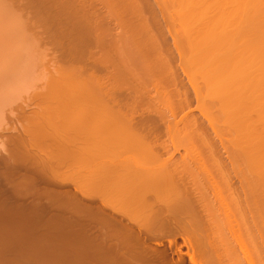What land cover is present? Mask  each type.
Wrapping results in <instances>:
<instances>
[{
	"label": "bare ground",
	"instance_id": "1",
	"mask_svg": "<svg viewBox=\"0 0 264 264\" xmlns=\"http://www.w3.org/2000/svg\"><path fill=\"white\" fill-rule=\"evenodd\" d=\"M98 1L101 2L103 5H105V7L109 9V11L112 8H115L113 5H116L115 0H97V2ZM162 1L164 0H161V2L160 1L159 2L160 4H162V7L164 8L165 3L163 4ZM0 2L3 3V6L2 4H0V118H1V115L3 114L2 109L3 107H5L4 105L7 104L9 106L11 103L13 104V102H15L14 100L16 96L19 95L20 93L19 91H22L20 89L21 87H19L20 90L17 89V87L20 86V84L23 81H25L28 78V76H31V73L33 74L32 70L34 69V67H35L34 73H36L37 65H34V62H33V67H31L32 60L30 62V59L27 58L28 53L25 54V51L27 49L22 48V45H25L26 43L24 44V42L20 39L22 38L20 35L24 32L25 29L23 26H22L23 28L20 26L21 24H24V23L21 22L20 24V21L22 20L20 19L19 21L18 19L20 26L17 25L18 23H15V18H14L17 16L16 15L12 16V14L14 15V11H12L13 8L10 11V5L9 6L6 5V3L3 2V0L2 1L0 0ZM69 2H72V1L69 0ZM84 2H83V5H84ZM90 2L91 4L94 3L92 2V0ZM165 2H167V0H165ZM117 3H118V0H117ZM172 3H174V7L173 6L172 7L175 9L174 11L176 12L178 19L179 20L184 19L186 21V23L183 22L184 29L182 33L183 35L182 39L184 40V35L186 37V39L183 41L185 43L184 45L183 43L179 45L183 46L182 51L187 50V47L185 46V44L188 45L189 47L188 49L189 54L188 52H184L185 53L184 55H186L187 53L188 57L187 59L183 57L186 59V60L184 59L186 62H185V65H183V67L186 66V67L192 68L191 73H193V75L192 74H191L192 76L190 75L192 77L191 87L193 91L195 92V99L198 104V109L199 108L204 109L205 107L208 108L207 106L208 104L207 105L205 104V100L208 99L206 103L210 101L211 103H213L214 106L217 105V108H219L220 114L223 117L222 119H224L223 122L226 123V125H228L229 126L228 128L230 129L231 128L233 129L232 125L234 126L235 120L239 116H242L244 119V124H243L244 127L241 130L245 129L246 133L243 134V136H238L239 133L242 134L241 133L242 131L238 130L239 129L238 127L236 130L240 132L238 133L235 130L236 138H234V140L230 142L229 146L227 144V149L224 147V145L221 146L223 149L225 148V150L230 151V153L229 152L227 153L230 159L228 158V156L227 158L230 160L229 162L231 163V166L233 167L232 170H233L234 175L230 173L231 170L228 168L229 167V164H227L228 162L224 163V164H227V166L222 163L221 157L223 156L221 157L219 156L221 159L220 160L218 158H215L213 154L212 156L214 158L210 159V161L208 160L209 162L207 161V159L205 160V158H203L204 160L203 161L201 160L202 161L201 162L199 161V159L198 161L197 159H193V157L191 160L190 159L187 160L186 158H184V160L181 159L179 161H176V160L173 161L171 159L172 157H169L170 159L169 158L162 159L161 157L158 156L161 153V150H160V153L157 155L156 153L157 151H155L157 147L156 149H154L150 144H147L143 142L142 139L137 138L138 136L140 137V135H137L138 133L136 134V137L134 139L135 141H133L135 143L136 141L139 140L138 141L139 144L137 143L138 148H136L137 144H135L136 147L135 145L133 146V144H131L132 146H130L129 142H128L129 144L124 143L126 140L123 142L124 139L122 140L121 138L123 137L124 132L129 129L128 127L126 128V130H124L125 128L122 130V126H121V129H117L116 126L115 127L112 126V128L114 127V129H111L110 124L108 125L106 124L107 126H105L104 124L103 125L104 127H102L101 126L102 124L99 123L102 129L107 130L108 129L107 127H109V130L103 133L101 137L102 138L101 140L104 141L103 142L104 146H102L101 144H97L98 141L93 139L92 145L91 144L86 145L87 144L86 143L84 147L82 148H81V145H78L80 146L81 149L76 148L77 146L75 147V149L74 148L71 149L70 146L68 147L66 145V142L64 144V139H61L60 136L58 137V140L53 139L54 136L51 135V132L54 129L50 130L49 132L50 135L46 134L48 130L46 131V129H44L46 127L42 126L44 125L41 123L42 119L39 120L40 121L39 124L36 122V124H38L39 126V127L36 126L37 130L35 129L36 124L33 127V129L37 133L34 130H31L29 128H24L19 125L21 122L24 123L25 121H29V119L32 120L31 119L32 117L35 119V116L37 117L39 115L37 114L36 112L37 110H35V108L33 109L34 110L33 112L29 113L31 110L30 109L31 106L33 105L35 106L36 104L38 105L39 102L42 103L43 102L42 100H44V98L46 99L50 98V100L51 99L57 100L58 99L57 97L59 96V94L60 95L62 94L63 96V94L66 92L64 90V86L68 85L69 87V85L73 83H79L80 90H78V92L80 94H78L77 91L71 92L70 99L73 101L72 102L73 104L72 103L71 104L74 105V102L75 103L81 102L83 103L82 106H84L83 109L93 108V110H95L94 111L95 113H97L98 115H103V117L100 116L102 119V122L103 120L107 121V117H109L110 114H111L110 116L111 119L115 117L116 115L117 116L119 115V117L121 116V119H119L121 120V122L128 119V116L130 114L123 115V112L122 114H119L120 111L117 110V108L119 109L122 104L124 105V101L129 102V100H131L132 102H129V103H131L132 105H130L131 107L130 106L129 107L132 109H133L134 103H136V107L138 106L140 107L142 105L143 109H146L145 107L149 108V107H156V106L157 108H159L158 103H160L161 106L163 104V106H166V107H170V108L173 107L170 101L171 96L173 94L169 93L170 94L169 95L165 88V86L170 81L173 82L174 84L175 82L176 84H178V82L176 81V79L178 80L177 78L178 76L176 75L177 77H175L176 73L172 74L173 69L171 68L173 67L170 68L171 73L167 74L168 77L164 75L165 78L162 76H161L162 78H160V76L158 75L159 76L158 77L159 79H158V78H155L156 77L155 75H157V73L152 74L153 72L151 69L153 67H156L158 64L160 66L161 63L157 62L158 64L157 63L153 64L152 62L151 63L148 62V64L141 63L140 65H135L133 64V62L129 63L128 61V62H125L123 65V67H125L124 69L125 70L127 69L128 71H130V74L134 75V77L135 76L139 77L141 75V74L139 75L140 72L138 73L139 70L137 71V69L139 68L143 69V72H142L143 75L144 74L148 75V77L155 76L154 77L155 79L152 78L154 79V81L151 80L150 78L145 79V80L148 81V83L153 82L152 84L154 85V89L156 88L157 91H158V87L160 88L164 86V89L162 88L159 89L160 93L158 92L159 94H157L156 102L153 97L149 98L148 94L150 93L148 92V89L146 90V87H143L144 88L143 89V88H139V87L137 88L136 86H134L136 87V89H134L135 93H133L132 96L131 95L128 97L125 96L126 98L119 94V92L122 91L119 85L121 84L125 86L127 82L129 83V80L127 76L124 74V72H121V70L119 71L118 67L120 68L121 65L119 64L120 66H118V63L116 65L117 66L116 69H118V71L116 72V74H114V76H113V73L106 74V76L104 75L103 77L102 76L98 77L96 75V71H99L100 69L106 70V68L109 69V67L115 66V64L113 65L111 64V62L109 63V61L112 59L114 60L116 58L115 55H117L118 57L120 52L130 50L129 55L130 57L132 56L131 59L133 60L134 59L133 48L129 47V45L124 46V47L122 46V48L116 47V45L114 46L115 41L117 39L114 40L112 37L114 34L111 35V33H108L109 32L108 30L104 29L106 27L104 26V22H106L107 20L105 19L106 17L103 16L99 18L100 19L99 20L98 17L95 18V14H93L94 12L91 14L90 12L86 11L88 13L85 14V12L82 9H80L81 11L80 12L79 8L82 7L81 5H80L81 7L79 6L78 8L77 14L81 13L80 15L82 19L86 18L88 26L87 28H85L84 26L83 34H81L82 32L81 30L80 31L78 30L77 33L80 32V34H78V37L82 35L81 37L84 38L86 36L87 37L86 39L89 40L90 38L89 34H90L91 39L87 41V43L89 42V45L91 47L92 46L95 47L98 50V52H100L99 54L100 56L97 55L98 52H90L91 53L90 59L93 61V64L89 67L87 66L88 69H85L86 67H82L83 69L82 68L73 69L72 67V70L67 69L64 72L63 70L64 68L62 67L63 72H60V74H61V77L63 78H61L60 74L57 73L58 76L60 77V81H58L59 79L56 80V78L53 79L54 78L53 75H50V76L48 75L49 77L53 76V78H51L50 80L48 79L49 77L46 78L47 76H45V80L46 79L49 80V81L47 80L48 83L46 85L50 87V89H48L47 92L39 91L41 88L40 89L38 88L39 92H36L38 84L37 85L34 84L36 85V91H35L36 93H31L32 92L31 91L30 92L31 95H30L28 90H26L28 92H26L25 90L22 91V92H26L27 94H29V97L27 96L28 98H26L25 100L23 99L24 101L23 109H21V111L18 114L17 113L14 114L11 112L13 117L12 116L10 117H12L13 119L12 120L10 118L7 119V122L10 119L11 122L18 124L20 127H22L20 128L18 126L21 130L17 129L18 130L17 131L15 128L16 126L15 124H14L15 125L14 128L16 132L14 133H8V130L10 129L9 127L10 125L7 126L9 127V129H7L6 127H5L6 129H4L3 127L0 128V132H3L2 134H4V135L0 134V138L2 139L4 138L3 139L4 145L9 146V148L7 147L9 150H6V152L4 151L5 154L8 152L7 153L8 155L6 154L8 157L5 159L7 160V165L9 168H10V165H11V168L13 167L14 169L16 168L15 164L14 166L12 164V161L14 159H16L17 163L19 162V160H22L25 163L29 164V165L26 164V166L29 168H27L25 164L22 165V166H25V168L22 167L24 168V171L28 170L27 173H29V169H31L30 170L31 174L33 171L34 175H36L35 174L36 172L37 174L41 173L42 176L48 175L50 174L49 172L51 170V169L49 170L48 166L49 165L52 166V165L51 163L50 164L46 163L44 156L46 154V157L48 159L52 158L51 156H49V153H47L48 152L47 150L50 148L49 152L51 151V153H53L54 151L52 155H53V158H56V160H58V163L60 162L63 163V161H65L66 158H69L68 160H70V158H73L75 159V161H77V158L78 159L80 158L84 160L85 164H86V160L88 162L90 161V163L93 165V168L97 171V173H99L98 177L94 176V174L92 175L93 177H90V178L96 177V179L91 180L90 183H88V186L86 184H85L86 185L85 187L78 186L79 188H77V186H75L77 188L76 191L80 189V195L82 196L81 202H83L84 200L83 198H86L85 202L88 201L89 205H87L86 203L83 204L84 202L81 203L79 202V200H77L78 201L77 202L76 201L77 195L73 196L74 192L70 195L68 194V191H67L66 193L64 192V195H63L64 209L66 211L68 210L71 211L70 212L71 216L69 217L66 216V218L64 217V231L66 232L65 237L66 239L68 238V240L72 239V241H76L77 243H79L78 246L77 244L75 245L77 246V248H79L78 250L80 251V253L83 254L82 255L83 263L80 261V264L81 263L82 264H257V263L264 264V0H172ZM4 5H6L9 9ZM111 11H114V9H112ZM113 16L115 15L113 14ZM27 17L29 18V16ZM117 17L118 15L116 14V17L114 18H117ZM168 17L170 16L168 15ZM163 18L166 20V24H168V28H167L168 31L170 30V28L172 30L169 20H168L169 23L167 22V16L166 18L165 17ZM80 19L78 18V20ZM118 19L120 18H117V21ZM83 20L81 21L85 22ZM78 22L80 23V21ZM95 23L97 25H95ZM83 25L85 24L82 23V27ZM133 26L128 28V30L133 29L134 28ZM136 27L138 28V26ZM141 27L142 26H140V29ZM137 28H134V29H137ZM21 29L23 30V32H21L22 31ZM140 29H137V32H138V33L136 32L137 36L138 35L139 37L141 36L143 38V42L146 39L145 43L148 42V44L151 46L150 47L151 50L158 51L161 47L160 48H158L159 46L157 47L158 40L155 42L156 46L154 45L153 38L154 36H158L159 34L149 36L148 34L150 32L144 31L143 27L141 30ZM175 29H177L176 26H175ZM171 30L169 31V33L173 34V35L172 34L170 35L173 38L174 44H177V42L181 38L179 36L178 38L180 39L177 40L175 32L173 33V31L171 32ZM60 32H63V34H65L64 32L66 31L65 30L62 31L61 29ZM123 34L125 37V34L127 35L131 33L129 32V33H123ZM246 34H250L248 36L250 37L251 41L246 38ZM24 35H23V39L26 38V36ZM177 35L179 34L177 33ZM29 36L31 37L32 35H29ZM161 37L164 38L163 35H160L158 38L160 39ZM83 38L81 39L83 40ZM118 39H120V37ZM85 40H84V43H85ZM123 41H125V39H123ZM132 42L133 41H131V43ZM138 42L139 41L137 40V43L135 42L134 45L135 44L137 45ZM161 42H159V44H161ZM34 43L35 42H33V44ZM128 43H129V40H128ZM85 46H87V44ZM184 46H185V49H184ZM89 48H87V50ZM30 49L32 50V48ZM139 49L141 51V48ZM146 49L148 50V48ZM89 50H91V48ZM48 51L49 49L47 50V53H49ZM182 51H179V54H181L180 52ZM114 52L115 54H113ZM177 52L176 54H178ZM33 53H31V56H30L31 59L35 58V57L32 58ZM125 53L124 54L122 53V54L125 55ZM122 54L119 55V57H122L123 56ZM112 56L113 57L115 56V58H113ZM126 56H127V53H126ZM55 57L57 58V56ZM36 58H37V55H36ZM128 59L126 57L125 60L127 61ZM35 61H38V60H35ZM28 63L30 65H27ZM55 66L56 65H54V67ZM168 66H169L168 64L162 63L161 67L162 69L164 67L166 70V67ZM30 68L32 72L30 71ZM53 68H51L52 72H56V70L53 71ZM157 68L159 67L157 66ZM102 70H100L99 72H101ZM185 70L186 69H184L182 72L184 73ZM58 71H60V69H58ZM29 72L31 73L28 75ZM64 73H65V77H64ZM194 74L197 75V79L198 77H200L199 79L203 80L202 82H204V85H205L204 92H206V95L200 94L203 92V90H200L199 92L198 85L195 84L196 85L195 88L198 86L197 87L198 89L193 88L192 85L194 84L193 82ZM143 75L141 76L144 77ZM184 75L187 76L189 74H187L186 72V74L184 73ZM169 77L172 79H169ZM112 79L114 82H111ZM137 80L141 81V83H144L143 81H145L144 78L142 80L141 78ZM115 81L117 82V86L120 88H118L115 85ZM58 83L60 84L63 83L64 86L61 85L60 89L55 90L54 86H56V84ZM189 83H190V80H189ZM26 85H27V80H26ZM26 85H24L25 88H26ZM127 86H125V88ZM15 89L16 91L18 90V92H16ZM184 96H187L186 91H185ZM158 97H159V100H158ZM122 98H124L125 100ZM152 98L154 99V102H152L151 100ZM185 98H188V97H185ZM185 98L183 99V101L185 100V102L181 101L180 104H182V102L184 104L187 103L188 107L189 105H192L188 103L192 100H188L189 98L188 99H185ZM51 102L53 103V101ZM60 102L58 103V105L60 104ZM180 104L178 107H181ZM61 105L62 104H60L59 106H56L53 113H55L57 107L59 108ZM63 106H64V101H63ZM184 106L182 104L181 108L185 109L186 106L185 107ZM210 106L211 104L209 105V107ZM49 107H52V106H49ZM38 108H41V106H38ZM13 109H16V108H13ZM27 109L28 110L30 109V110L27 111ZM41 109L38 111V113L41 111ZM80 110L82 111V109ZM83 111L84 112H82L81 114L86 115L87 113L85 111H87V109H84ZM113 111L116 112L115 116H113L114 115ZM202 111L207 113V115L205 113L203 114H204V117L208 118L209 112H207V110H202ZM249 111L250 113H253L255 117V118L252 117L251 121L246 119L248 118L250 114ZM51 112L52 111H50L49 113ZM91 113H88L87 115H90ZM124 114H125V110H124ZM172 115L174 116V114ZM71 116H73L72 113H71ZM92 116L93 115L91 114L90 118ZM59 117H61V115ZM122 117L125 119L123 120ZM44 118H45V115H44ZM87 118L89 117L87 116L85 118H80V119H84L83 121H86ZM46 119H48V117ZM115 119L116 118H114L113 120ZM181 119L182 118H179V120ZM48 120H50V116ZM48 120L46 121V123L48 122ZM119 120H117V122H119ZM182 120L180 122H182ZM215 120L216 118H214L213 122ZM1 121L5 123L3 119ZM112 121L110 122L113 123L114 121L113 122ZM194 121H195V118H194ZM215 122H214V126H215ZM51 123L54 124L55 122L53 123L52 121ZM59 123H61V121ZM84 123L85 122H83V124ZM27 124H23V126L24 125L27 126ZM50 124L48 122V124L47 125L45 124V125L50 128L51 126ZM77 124L78 123H76V125ZM117 124L115 122V125ZM125 124L124 126H128V124L127 125ZM3 125L6 126V124H2L1 126ZM196 126H198L197 128H199V125H196ZM249 126H251L252 128L250 130V133H248L249 131H247L249 129L248 128ZM119 127H120V124L118 125V128ZM53 128H56V127H54L53 125ZM79 129L78 130L76 129V132H79ZM94 129H93V132H95ZM132 129H133V126L128 131L129 132L132 131L134 133L135 129L134 130ZM215 129H213V131ZM6 131H7V134H6ZM84 131H87V130H84ZM102 132L103 130L101 131V133ZM188 132L190 131L188 130ZM34 133H36V135ZM67 133L69 134V130L67 131ZM82 133L83 131L81 132V134ZM37 134L40 136L37 137ZM56 135L58 134L56 133ZM133 135L135 136V134ZM30 137L31 138L35 137V138L33 140H30L31 139ZM89 137H90V134L87 138ZM129 139L132 141L131 138ZM94 140L97 141L96 144H94L95 142ZM238 141L240 143H238ZM1 145H0V148H1ZM105 145H107L108 148L104 149L103 147H105ZM87 146H90V147H87ZM161 146L162 145H160V147ZM2 147L4 146L2 145ZM139 147L141 149L143 148L144 151L141 152ZM4 148L6 149V147ZM4 148L0 149V151L4 150ZM164 148H165V145H164ZM34 152L36 153L34 154ZM144 152L145 154H143ZM212 152H215V150ZM6 155L4 156L6 157ZM235 155H241L240 157H242L243 155V158H241L243 160H240L239 157L237 158ZM6 160H5V164H6ZM9 162L11 163L9 164ZM69 162L70 161H68V163ZM84 162L82 165H84ZM205 163L207 164V166ZM43 164L44 165L46 164L48 166H43ZM55 164H53V166ZM194 165L197 166V170L195 171H193V169L191 168ZM18 166L20 169H22L19 163H18ZM59 166L62 167L63 165H59ZM225 166L227 167V169H225L226 168ZM55 167H57V165H55ZM81 167L79 171L80 173H81V170L82 172L84 170ZM200 167L204 170V172H202L203 171L202 169L201 171H199ZM19 168L17 167V169ZM89 168H91L90 169V172H91L92 166L91 167L89 166ZM86 169L88 170V167ZM95 170H92V171H95ZM74 171L75 170H73V173ZM96 171L93 173H96ZM197 171L201 172V174L202 173L204 174L201 175L200 173H195ZM76 173H74V175ZM85 174H88V171ZM29 176L30 174L26 176L25 178L23 176V179H20L21 180L20 182L18 181L19 184L21 183V184H24L25 186L28 184L29 186L34 185L33 187L36 188L35 186L36 183L34 182L35 180L29 178ZM48 177L50 176L48 175L47 178ZM54 178L56 179L55 176ZM72 178L73 177L71 176V179H69V181H73ZM83 178L85 179V177ZM48 179H50L49 180L50 182L52 181L51 177ZM67 179L68 178L66 177V180H65V175H64V180H58V181H60V184H62L63 181L64 183H66L68 181ZM86 179L88 181V178ZM234 179H238V181L240 182L239 188L233 186L234 184H236L233 182ZM78 181L82 182L84 180H78ZM57 182L54 183V185H57L59 183ZM52 186H53V183H52ZM57 194L56 196H58ZM56 196H55V199H56ZM61 201H62V197H61ZM99 202L101 203V206L99 207L97 205L98 207L93 208V206L96 205V203L98 204ZM72 214H74L73 215L74 217H78V218L76 219L72 218L73 217ZM178 238L181 240V243L178 242ZM247 238L249 240L248 243H247ZM164 241L167 242V245L164 244ZM247 244H248V247H247ZM182 248L186 249L185 253L182 250ZM76 250H71V251L76 254L78 251ZM84 256L87 262L84 260Z\"/></svg>",
	"mask_w": 264,
	"mask_h": 264
},
{
	"label": "rangeland",
	"instance_id": "2",
	"mask_svg": "<svg viewBox=\"0 0 264 264\" xmlns=\"http://www.w3.org/2000/svg\"><path fill=\"white\" fill-rule=\"evenodd\" d=\"M71 1L72 2H69V0H3V2L6 3V5H8V6L10 5V11L13 8L12 11H14V15L12 14V16H15L16 15L18 17V18L17 17H14L15 18V23H18L17 25H19L20 19L22 20V21H20V24H21V22L24 23V24H21V26L19 25L20 27L23 26L24 29H25L24 32L21 29L22 30L21 32H23V33L22 34L20 33L21 34L20 36L22 38H20V36H19V38L24 42V44L26 43L25 45H22V48L27 49L25 51V54L28 53L27 54L28 56L27 55L26 56H27L28 59H30V62L32 60V63H31L32 66L31 67H33V62H34V65H37V69H36L37 71H36V73H34L35 67L32 70L33 71V74L31 73L32 71H31V68H30V71L31 72H29L28 75L31 73V76H28V78L26 79L27 80V85H26V80H25V81H23L20 84V86L17 87V89H19V87H21L20 89L22 91L28 90L29 93L31 91H32L31 93H36V92H39V91H42V92L43 91L44 92L46 91L47 92L48 89H50V87H48L46 84L48 83V81L51 78H53V76H54L53 79L56 78V80L59 79L58 81H60V77H61L60 72H63V70H64V72L67 69L68 70L69 69L72 70V67H73V69H79V68H82V67H86L85 69H88V67L93 64V61L90 59V57H91L90 56V54H91L90 52H98V50L95 47H93V46L91 47L89 45V42L87 43V41H89L91 39L90 34H89V37H90L89 40L86 39L87 37L85 35H83V36H85L84 38L81 37L82 35L79 36V37L83 38V40H82L81 38L78 37V34H80V32L77 33L78 30L79 31L81 30L82 31L81 34H83V32H84V26H85V28H87V26H88L87 25L86 18H83L84 19L83 20L82 17H81V15H80L81 14L80 13L81 12L80 9H82L85 12V14L88 13V12H90L92 14L94 12L93 14H95V18L98 17V19H99V18H101L103 16L106 17L105 19H107V20H106V22H104V26H106V27L104 29L108 30L109 32L108 31L107 32L108 33H111V35L114 34L112 36L114 40L117 39L115 41L114 46L116 45V47L122 48V46L124 47V46H128L129 45V47L133 48V54H134V59L133 60L131 59L132 56L130 57V55H129L130 54V50L124 51V52H120L119 55H121L122 53L124 54L126 52L127 53V56H126V53H125V55L122 54L124 57L123 56L122 57H119V55H118V57H119L118 58L117 55H115L116 56V58H115V56L114 57L112 56L116 60L115 59L114 60L112 59V60L109 61V63L111 62V64H113V65L115 64V66H111V67H109V69L106 68V70L105 69H103V70L100 69L102 71L101 72H99L100 70L99 71H96V75L98 77H100V76L103 77L104 75L106 76V74H110V73L112 74L113 73V76H114V74H116V72L119 69V71L121 70V72H124V74L127 76L128 80H129V83H130L129 84L127 82V84L125 86H127V85H129V86H127L126 88H125L124 85H121V84L119 85L118 84L121 87L120 88V87L117 86V82L115 81V85L118 88L122 89V91L119 92L120 95H122L123 97H125V96L128 97L130 95L132 96V94L135 93L134 89H136V87L137 88L138 87L139 88L146 87V90L148 89V92L150 93V94H148L149 98L153 97L155 99V102H156L157 101L156 100L157 99L156 98L157 97V94L160 93V90L159 89L160 88L164 89V86H162L160 88L158 87V91H157L156 88L154 89V85L152 84L153 82L148 83V81H146L145 79L150 78L151 80L154 81V79L155 78H158L159 76H160V78L164 77V75L167 76V74L171 73L170 68L173 67V68H171V69H173L172 74H175L176 73L175 74V77L178 76L177 77L178 80L176 79V81L178 82V84H176V82L174 84L173 82H171L169 80L171 83L170 82L169 83L167 82L168 84L165 86V88L167 90V93L168 94L169 93H172L173 94L171 96V99L169 98L173 107L172 108L166 107V106H163V104H162V106H163L162 107L161 104L158 103L160 105V106L158 105L159 108H157V106H156V107H149V108L148 107H145L146 109H143V106L141 104H140L141 105L140 107L139 106L136 107V103H134L133 104V109H132V108H130L131 107L130 105H132V104L129 103V102H132V101L131 100H129V102L128 101H124V105L122 104L119 109L117 108V110L120 111L119 114H122V112H123V115H129L130 114L129 115L130 117L128 116V119H126L127 121L124 120L125 118L122 117L124 121L121 122V120H119V119H121V116L120 117H119V115L118 116L117 115L115 116L116 112L113 111L114 112V115L113 114L112 115L115 116V117L112 116L113 118L111 119V117H110L111 114H110L109 117H107V121L106 120H103V122L105 121L103 123L102 122V119H101V117H103V115H98L97 113H95L94 112L95 110H93V108H89V109L88 108H84V109H87V111H85L87 114L93 112V113H91L93 115L92 116L93 118L92 117L90 118V115L91 114L90 115L81 114L82 112H84L83 111L84 110L83 109L84 106H82L83 103H81V102L80 103L79 102L75 103L74 102V105H72L73 104L72 103L73 101L70 99V95H71V92H74V91H77L78 92V90H80L79 83L70 84L69 87H68V85L67 86L66 85L64 86L63 83H61V84L58 83V84H56V86H54L55 87V90L56 89H60L61 88V85H63L64 86V90L66 91L65 93L63 92L64 93L63 96H62V94L61 95L59 94V96L57 97L58 98L57 100L56 99L55 100H53V99L50 100V98H47V99L44 98V100H42L43 101L42 103L39 102L38 105L36 104L37 106L36 105L35 106L34 105L31 106V108H30L31 110L29 109L30 110L29 113L33 112L34 111L33 109L35 108V110H37L36 111L37 114H39V115L37 117L35 116V119L32 117L31 118L32 120L29 119V121H25L24 123L21 122L22 124L20 123L19 125L22 126V127H24V128H29L31 130H34L33 127L36 124V122L39 124L40 123L39 120L42 119L41 120V123L44 124L42 126H45L46 127V128H44V127L43 128L46 129V131L48 130L46 132V134L50 135V133H49L50 130L54 129L51 132V135L54 136L53 139L54 140H58V137L60 136L61 139H64V144L66 142V145L68 147L70 146L71 149L72 148L75 149L76 146H77L76 148H80V146H78V145H81V148H82V147H84V145L86 143H87L86 145H90V144L92 145L93 139H95V140L98 141L97 144H101L102 146H104V143H103L104 141L101 140L102 139L101 137H102V134L103 133H105V132H107L109 130V127H107L108 128L107 130L101 128V126L104 127L103 126L104 124H105V126H107L108 124H110L111 126L110 125L109 126L111 127V129H114L115 126H116L117 129H121V126H122V130L124 128H125L124 130H126L127 127L130 129L133 126V129L132 130L135 129V132L134 133L132 131L129 132L128 131L129 129H128V130H126L128 132L125 131L124 132V135L122 134L123 137H121L122 140L124 139L123 142L126 140L124 143H127V144L130 143L129 144L130 146H132L131 144H133V146L135 144H137V143L139 144V142H138L139 140L138 139H136L138 141H136L135 143L133 142V141H135L134 139L136 137V134L138 133L137 135H140V137L138 136L137 138H140V139H142L143 142H145L147 144H150L154 149H156V147H157V149L155 150V151H157L156 152L157 155L160 153V150H161V153L158 156L161 157L162 159H168L169 157H172L171 159L173 161H175V160L176 161H179L181 159L184 160V158H186L187 160L188 159L191 160L192 157H193V159H197V161H198V159H199V161H201V160L203 161L204 160L203 158H205V160L207 159V161L208 160L210 161V159H212L214 157L220 159V157L223 156V157H221L222 160L221 159L220 160L222 161L223 164L225 162L226 163L228 162L227 163V164H229V167L228 168L231 171L229 169L228 170L230 171V173L232 175H234L233 170H232L233 167L231 166V163L229 162L230 161L229 160L230 157L227 154L228 152L230 153V151L229 150H225V148L227 149V144L229 146L230 142L232 140H234V138H236L235 137V135H236L235 130L238 127H239L238 130H241L244 127L243 126L244 119H243L242 116H239L235 120V123L236 124L234 123V126L232 125L233 129L232 128L230 129V128H228L229 126L226 125V123L223 122L224 119H222L223 117L221 116L220 110H219V108H217V105L214 106L213 103H211L210 101L208 103H206L208 101V99L205 100V104L206 105L208 104L207 106H208L209 110H208L207 107H205L204 109L203 108H199L198 109V104H197L196 99H195V92L193 91V89L191 87V81H192V77L191 76L193 75V73H191L192 72V68H189V67H186V66L183 67V65H185V62H186L185 60L188 57L187 53H186V55H184L185 54L184 52H188V54H189V50H188L189 47H188V45L185 44V46L187 47V50L186 51L185 50L182 51L183 46L182 45L181 46L179 45V44H182V43L184 45V43H185L183 41L186 39V37L184 35V40H183L182 39V36H183L182 33H183V29H184L183 22L186 23V21L184 19H182V20H179L178 19L177 14L174 11L175 9L173 8L174 7V3H172V0H167V2H165V0L162 1L163 4L165 3L164 4V8L162 7V4H160L161 0H122V1L121 0H118V3H117V0H115V2H116L115 4L116 5H113L115 8H112V9H114V11H111L112 9L109 11V9H107V7H105V5H103L99 1L97 2V0L96 1L95 0L94 1L92 0V2H94L92 4L90 2L91 0H80V1L79 0H77V1L76 0H71ZM84 1H86V2H84ZM83 2H84V5H83ZM0 4H2V6H3V3L0 2ZM6 5H4V6H6ZM24 6H25V8H24ZM79 6L81 8H79ZM128 7H129V9H128ZM78 8H79V11H80L79 13L80 14H77L78 13ZM86 11H88V12H86ZM19 14H20V16H19ZM113 14L115 16H113ZM116 14L118 15L117 18H120V19H118V21H117V18H114V17H116ZM168 15L170 17H168ZM27 16H29V18ZM166 16H167V22L169 20L170 26L172 27V30L169 27L170 30H171V32L172 31H173V33L175 32L176 37H177V40L181 38L178 41L179 43L177 42V44H174L173 38L170 35L172 33H169L170 30L168 31V29H167L168 28V24H166V20L163 18V17L166 18ZM34 17H35V19H34ZM80 17H81V19H80ZM78 18L80 20H78ZM18 19H19V21H18ZM58 20L60 21V23H59ZM81 20H83L85 22H82ZM78 21H80V23ZM122 21H123V23H122ZM81 22L85 24V25H83V27H82V23ZM117 22H118V24H117ZM96 23H95V25H97ZM130 23H131V25H130ZM174 24H175V26H176L177 29H175ZM129 25H130V27L133 26L134 28H137L136 26H138L137 29H140V26H142L144 31H147V32L152 33V34L149 33L148 34L149 36L150 35L153 36V35H158L159 34L158 36H154V38H156V39L153 38V42H154V45H155L156 44L155 42L158 40L157 47L159 46L158 48H160V47L161 48L158 51L157 50L156 51L151 50V48H150L151 46L148 44V42L145 43L146 39L143 42V38L141 36L139 37V35L137 36V34H136L137 29H134L132 27L133 29H131V30L129 29L128 30V28H130ZM165 26H166V28H165ZM142 27H141V29H142ZM61 29H62V31H64V30L66 31V32H64L65 34H63V32H60ZM174 29L176 31H178V32H176ZM39 30H40V32H39ZM67 30H68V32H67ZM129 32L131 34H127V35L125 34V37H124V34L123 33H129ZM161 32L164 33V34H162ZM24 33H25V35H24ZM177 33L179 35H177ZM27 34H28V36H27ZM23 35L26 36L25 39H23ZM29 35H32V36L30 37ZM160 35H163L165 39L163 37H161L159 39L158 37ZM248 35H250V34H246V38L251 41V39H250V37ZM251 35H253V34H251ZM179 36H180V38H178ZM119 37H120V39H118ZM127 37H128V39H127ZM122 38L125 39L126 43H125V41H123ZM162 38H163V40H162ZM121 39H122V41H121ZM84 40H85V43H84ZM128 40H129V43H128ZM130 40L133 41V42L131 43ZM137 40L140 43L138 42L137 45L136 44L134 45L135 42L137 43ZM164 40H165V42H164ZM161 41L163 42V44H162ZM166 41H167V43H166ZM33 42H35V43L33 44ZM159 42H161L162 45L159 44ZM44 43H45V45H44ZM27 44H28V46H27ZM86 44H87V46H85ZM185 46H184V49H185ZM86 47L87 48L90 47L91 50H89L90 49L89 48L88 49L89 51H88ZM30 48H32V50ZM139 48H141V51H140ZM146 48H148V50ZM177 48H178L179 51H182L183 53L180 52L181 54H179V51L177 50ZM46 49L47 50L49 49V51H48L49 53H47V50ZM176 52L178 54H176ZM31 53H33L32 54V58H34V57L36 58V55H37V58L38 59L37 58L36 59L35 58L34 59H31L30 58ZM149 53H151V54H149ZM99 54H100V52L97 53V55H99ZM113 54H115V52ZM55 56H57V58ZM125 56L127 57V59L129 58L127 61L125 60L126 59ZM183 57H185L186 59L183 58ZM97 58H99V57H97ZM167 58H168V60H167ZM121 59H123V60H121ZM35 60H38V61H35ZM128 61H129V63L130 62H133V64H135V65H140L141 63L142 64H148V62L149 63L152 62L153 64H155V63L158 62V63H161V65L159 66V64L157 63L158 64L157 66L159 68H157V66H156V67H153L151 69L152 72H153L152 74L157 73V75H155L156 77L155 76L148 77V75H145V74L143 75V73H142L143 72V69H141V68L137 69V71L139 70L138 71V73L140 72L139 75L141 74L144 77H142L141 75H140L141 77L140 76L139 77H136V76L134 77V75H131L130 74V71H128L127 69L125 70L124 69L125 67H123L124 63L125 62H128ZM27 62H29V61H27ZM117 63H118V66L121 65L120 68L118 67V69H116L117 68V66H116ZM162 63L169 65L168 67H166V70H165L164 67L162 69V67H161L162 66ZM181 63H182V65H181ZM59 64H61V65H59ZM27 65H30V64L28 63ZM54 65H56L55 66L56 68L54 67ZM62 67L64 68L63 70H62ZM51 68H53V71L56 70V72H52ZM182 68H183V70L186 69L187 71L185 70L184 73L186 74V72H187V74H189V75H187V76L184 75V73L182 72L183 71ZM58 69H60V71H58ZM168 69H169L170 72L168 71ZM189 71H190V73H189ZM57 73L60 74V77L58 76ZM48 75L49 76L50 75H53V76L49 77ZM45 76H47L46 78L49 77L48 78L49 80L48 79L45 80ZM64 77H65V73H64ZM61 78H63V77H61ZM140 78H141V80L144 78V80H145V81H143L144 83H141V81L137 80V79H140ZM152 78H154V79H152ZM199 78L200 77H198V79H197V75L194 74V76H193V80H194L193 82H194V84L192 82V84H193L192 86H193L194 89H198L197 87L199 86V92H200V90H203V92L201 91L202 93H200V94L201 95H203V94L206 95V92H204V90H205V88H204L205 87L204 82H202L203 80L202 79H199ZM169 79H172V78L169 77ZM189 80H190V83H189ZM195 80H197L198 83ZM111 82H114L113 79H112ZM34 84H36V85L38 84L37 85V91H36V85H34ZM139 84H140V86H139ZM195 84L198 85L196 88H195V86H196ZM24 85H26V88H25ZM28 86H30V87H28ZM134 86H136V87H134ZM27 88H29V89H27ZM38 88L39 89L41 88V89L39 90ZM176 89H177V91H176ZM15 91H16V89H15ZM22 91H19L20 92L19 95L16 96V98L14 100L16 103L13 102V101H12L13 104L12 103L11 104L9 103L11 105V107H10V105L8 106L7 104L4 105L5 107L2 106L3 107V109H2L3 110L2 111L3 114L1 115V118L5 121V123L3 121H1L2 119L0 118L1 119L0 120V123H1L0 124V128L3 127L4 129H6V128L9 129V127H10V129L8 130V133H14V132H16L17 129L18 130H21L20 128H22L18 124H15V123H13V122L10 121V119L11 120L13 119L12 118L13 117L12 116V113H14V114L17 113L18 114L21 111V109H23V107H24L23 106V102H24L23 99L25 100L26 98L29 97V94L26 93L28 91H26V92H22ZM185 91H186V95L187 96H184L185 95ZM16 92H18V90ZM31 93H30V95H31ZM43 94H45V93H43ZM78 94H80V93L78 92ZM44 96H46V95H44ZM185 97H188L189 99L188 98H185ZM153 98L151 99L152 102H154V99ZM184 98L185 99H188V100H192V101L188 102V103H190L192 105H189V107H188L187 103L184 104L183 103V102H185V100L183 101ZM122 99H124V98H122ZM119 100H120V98H119ZM158 100H159V97H158ZM51 101H53V103ZM60 101H62V102H60ZM63 101H64V106H63ZM181 101H183L182 102L183 106L184 105L185 106L187 105L186 107L184 106L185 109L184 108H181L182 107V104H180ZM59 102L62 105L59 108L57 107L55 113H53L54 110H55V107L60 105V104L58 105ZM178 103L181 105V107H178L179 106ZM209 103L211 104L210 107H209V105H210ZM47 104L49 106H52V107H49ZM174 104H175V106H174ZM214 104H216V103H214ZM126 105H127V107H126ZM134 105H135V107H134ZM212 105H213V107H212ZM38 106H41L42 109L41 108H38ZM53 107H54V109H53ZM5 108H6V110H5ZM13 108H16L17 110L16 109H13ZM36 108H38V109H36ZM40 109H41V111H40L41 114H40V112L38 113V111ZM80 109H82V111ZM193 109H194V111H193ZM29 110L27 109V111H29ZM124 110H125V114H124ZM202 110H207V112H209L208 113V118L204 117V114L203 113H205V112L202 111ZM4 111H5V113H4ZM43 111H45V112H43ZM50 111H52L51 112L52 114L49 113ZM162 111H164L165 114ZM42 112H43V114H42ZM171 112H173V113H171ZM71 113L73 114V116H71ZM212 113L213 114L216 113V114L213 115ZM249 113H250V111H249ZM172 114H174V116ZM205 114L207 115V113H205ZM44 115H45V118H44ZM60 115H61V117H59ZM82 115H83V117H82ZM10 116H12V117H10ZM46 116L48 117V119H49V116H50V120L51 121L48 120V119H46L47 118ZM87 116L89 118H87L86 121H83L84 119H80V118H85ZM185 116H187V117H185ZM216 116H218V117H216ZM164 117H165V119H164ZM252 117H254V115H253V113H250L249 116H248V118H246V119H248L249 121H251ZM8 118H10V119L7 122V119ZM114 118H116V119L118 118L117 120H119V122H117L116 119H115L116 121L113 120ZM179 118H182L183 119V120L181 119L182 122H180L181 120H179ZM194 118H195V121H194ZM214 118H216V120H215L216 122L214 121L216 127L214 126V122H213ZM59 119H61V120H59ZM220 119H221L222 122L220 121ZM47 120H48L49 124L52 121H53V123L55 122L56 124L55 123L54 124L51 123L50 124L51 126L49 128L48 126H46L48 124V122L46 123ZM60 121H61V123H59ZM110 121H112L113 123H111ZM242 121H243V123H242ZM43 122H45V123H43ZM80 122H81V124H80ZM83 122H85V123L83 124ZM115 122H116V124L117 123L118 124L115 125ZM120 122L122 123V125H121ZM169 122H170L171 125L169 124ZM189 122H191V123H189ZM220 122H221V124H220ZM76 123H78V124L76 125ZM99 123L102 124V125L100 126ZM2 124H6V126H4V125L1 126ZM23 124H27V126H25V125L23 126ZM38 124L35 125V129L36 130H37V127L36 126H38ZM60 124H62L63 126L60 125ZM119 124H120V127L118 128V125ZM124 124L125 125L128 124V126H124ZM53 125H54V127L57 128L58 132H57L56 128H53ZM169 125H170V127H169ZM196 125H199V128H197L198 126H196ZM7 126H9V127H7ZM14 126H15L16 130H15ZM112 126H114V127L112 128ZM100 128H101V130H100ZM248 128L249 129L247 131H249L248 133H250V130L252 128H251V126H249ZM76 129L77 130L79 129V132H76ZM81 129L83 131L82 134H81V132H82ZM93 129H94L95 132H93ZM213 129H215V130L213 131ZM68 130H69V134L67 133ZM84 130H87V131H84ZM102 130H103V132L101 133ZM188 130L190 132H188ZM228 130H229V132H228ZM238 130H236V132L239 133L240 131H238ZM241 131H242L241 132L242 134L239 133L238 136H243V134L246 133V130L245 129H243ZM243 131H244V133H243ZM84 132H86V133H84ZM98 132L100 133V135H99ZM186 132H188V133H186ZM2 133L3 132H0V134H2ZM36 133H34V134L36 135ZM56 133L58 135H56ZM6 134H7V131H6ZM83 134H85V135H83ZM89 134H90V137H89L90 140H89V138H87L89 136ZM133 134H135V136ZM2 135H4V134H2ZM55 135H56L57 138L55 137ZM38 136H40V135L37 134V137ZM203 136H205V137H203ZM91 137H92V139H91ZM124 137H126V138H124ZM173 137H174V139H173ZM226 137H227V139H226ZM34 138H31L30 140H33ZM129 138H131L132 141ZM3 139L0 138V145L2 144L4 147H6V149L4 147H2V145H1V148L0 149H3L4 148V150H1L0 151V156H1L0 157V264H80V261L83 263V258H82L83 257L82 256L83 254H81L80 251L78 250L79 248H77V246L79 245V243H77L76 241H72V239H69L68 240V238L66 239V237H65V233L66 232L64 231V217L66 218V216L67 217L71 216L70 215L71 214L70 213L71 211H69V210L66 211L64 209V203H63L64 197H63V195H64V192L66 193L67 191H68V194H70V195L74 192L73 196L74 195H77L76 196V201L79 200V202H81L82 201V196L80 195V189L77 190V191H76V189L79 188L78 186H80V187H85L86 185L88 186V183H90L91 180L96 179V177H98V174L99 173H97V171L93 168V165L90 163V161L88 162L86 160V164H85L84 160L83 159H80V158L79 159L77 158V161H75V159H73V158H70V160H68L69 158H66V160L64 158L65 161H63V163L60 162L61 163L60 164V163H58V160H56V158H53V155L52 154L54 153V151H53V153H51V151L49 152V149H50L49 148L47 150L48 151L47 153H49V156H51L52 158L48 159L46 157V154H45L46 151H45V153H44L45 154V156H44L45 161L48 164L51 163L52 166H53V164L56 163L55 165H57V167H55V165L53 167L49 165L50 166L49 167L46 164L45 165L43 164V166H48L49 170L51 169L50 172H49L50 174H48V175L51 177L52 181H54V182L51 181L53 183V186H52V183L49 181L50 179H48L50 177L47 178L48 175H43L42 176L41 173L37 174V172L36 173L34 172L37 175L36 176V175L33 174V171H32V174L30 173V170L31 169H29V173H27L28 170H25L26 171L25 172L24 171V168H25V166H26L27 163H25L22 160H19L18 163H19V165H21V168L22 167H24V168L20 169L19 166H18V163L16 162V159H14L15 161L13 160L14 163L12 161V164H13V166L15 164V166H16L15 169L16 170L14 169V167L11 168V165H10V168H11L10 169L8 167V165H7V160L5 159V158L8 157L7 156L8 155L7 154L8 152L6 153L7 155L5 154V152H6V150H9L8 149L9 146L4 145V142H3L4 140ZM221 139H223V140H221ZM97 141H95L94 144H96ZM67 142H68L69 145L67 144ZM154 142H156V143H154ZM238 143H240V142L238 141ZM138 144H137V147L135 145L136 148H138ZM157 145H159V146H157ZM160 145H162L161 146L162 149H161ZM164 145H165V148H164ZM222 145H224V147H225L224 149L221 147ZM87 147H90V146H87ZM103 148L105 149V148H108V147H107V145H105V147H103ZM11 149H12V147H11ZM140 150H141V152L144 151L143 148L142 149L140 148ZM214 150H215V152H212ZM36 152H34V154ZM143 154H145V152ZM4 155H6V157ZM38 155H39V153H38ZM227 156H228L229 159L227 158ZM235 156L237 158L239 157L240 160H243V159H241V158H243V155H242V157H240L241 155H235ZM5 160H6V164H5ZM45 161H44V163H45ZM68 161H70L71 163L69 162L70 163L69 164ZM207 161H206V163H207ZM64 162H66V163H64ZM83 162H84V165H86V166L82 165ZM10 163L11 162H9V164ZM87 163H88V165H87ZM24 164H25V166H22ZM227 164H224V165L227 166ZM27 165H29V164H27ZM59 165H63L64 168H63V166L60 167ZM89 166L90 167L92 166V170H95L96 173H93L95 171H92V170L90 172V169L91 168H89ZM206 166H207V164H206ZM17 167L19 169H17ZM80 167L82 169H84L83 170L84 173L82 172V170H81V173L79 172L80 171ZM87 167H88V170L86 169ZM242 167H244V166H242ZM27 168H29V167H27ZM30 168H31V166H30ZM191 168L193 169V171L197 170V166H195V165L192 166ZM201 169L202 168L200 167L199 168V171H201ZM225 169H227V167ZM19 170H21L22 172L19 171ZM73 170H75L74 173L77 172L75 175L73 173ZM87 171H88V174H85V173H87ZM199 171H197L195 173H200L201 174V172H199ZM202 172H204V170ZM24 173H25V175H24ZM29 174H30L29 178L35 180L34 182L36 183L35 184L36 188L33 187L34 185L29 186V184H28V185L25 186L24 184H21V183L19 184V182L21 181L20 179H23V176L25 178ZM93 174L96 177L90 178V177H93L92 176ZM202 174H204V173H202ZM205 174H206V172H205ZM64 175H65V180H66V177H67L68 178L67 179L68 181L67 182L65 181L66 183H64V181L63 182L61 181L62 184H60V181H58V180H64ZM44 176H46V177H44ZM54 176L56 177V179L54 178ZM71 176L73 177L72 180L74 182L73 181H69V179H71ZM83 177H85V179ZM86 178H88V181H87ZM26 179H28V178H26ZM78 180H84V181L81 182V181H78ZM235 181H237V182H235ZM56 182L58 184L57 185H54V183H56ZM233 182L236 183V184L233 183L234 184L233 186L239 188L240 182L238 181V179H234ZM63 183H64V185H63ZM15 185H17V186H15ZM18 185H19V187H18ZM58 185H59V187H58ZM75 186H77V188ZM50 191H51V193H50ZM56 194L58 196H56ZM55 196H56V199H55ZM42 197H43V199H42ZM61 197H62V201H61ZM59 199H60V201H59ZM74 199H75V197H74ZM83 199H84L83 200L84 203L83 202H81V203H83V204L86 203L87 205H89V202L88 201L85 202V199L86 198H83ZM97 205L100 207L101 206V203L100 202L98 204L96 203V205H94L93 208L98 207ZM73 215L74 214H72V216ZM72 218H75L76 219L78 217H74L73 216ZM245 239H246V237H245ZM165 241H164V244L167 245V242H165ZM248 241L249 240L247 238V243H248ZM178 242L181 243V240L179 238H178ZM75 244H77V246ZM247 247H248V244H247ZM76 249L79 251V253H78V251ZM71 250H76L77 253L75 254ZM182 250L184 251V253L186 252V249L185 248H182ZM70 251H71V253H70ZM84 260L87 262V260L85 259V256H84ZM76 261H77V263H76Z\"/></svg>",
	"mask_w": 264,
	"mask_h": 264
}]
</instances>
